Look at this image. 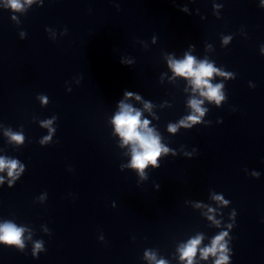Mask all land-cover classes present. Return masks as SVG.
<instances>
[{"label":"clouds","instance_id":"9594fccd","mask_svg":"<svg viewBox=\"0 0 264 264\" xmlns=\"http://www.w3.org/2000/svg\"><path fill=\"white\" fill-rule=\"evenodd\" d=\"M11 6L13 8H20L19 0H10ZM194 60L191 57L186 58L183 62H174L172 64L173 70L178 75H183L185 77H191L192 82L196 88L206 87L208 89L207 92L201 93L202 95H206L210 99L214 98L219 102L222 97L219 94L220 85L213 87L208 82V78H210L215 71L210 64L200 63L195 68L193 67ZM130 95V93H129ZM191 106L195 111L203 114L202 110L199 107V103L196 100H192ZM121 112L116 115L114 119V123L117 126V131L124 138L125 142H131L133 144V166H139L142 170L148 162H154L157 158L159 152L161 151L159 141L157 137H155L151 130L147 129L148 121H144L141 123L140 121V113L133 112L127 105H121ZM189 120L196 121L197 117L189 116ZM183 123V122H182ZM170 130L174 131V129L170 128ZM16 140H21L20 136L13 137ZM167 151V149H164ZM17 166L16 161H11L6 164L3 159H0V170H3L5 167L9 169V175H12V170H14ZM22 229L17 228L15 225L6 223L0 226V242L5 243H20V236L22 233ZM221 237H217L213 241V245L211 248H207L204 250L203 255L206 258L209 253H214L216 251V245L218 244ZM200 243V238L191 240L182 251V258H187L189 264H192L191 258L194 256L197 246ZM39 247V245H37ZM227 257L221 256L220 260L216 262V264H221V261L226 260ZM159 264H164L163 261H160Z\"/></svg>","mask_w":264,"mask_h":264}]
</instances>
